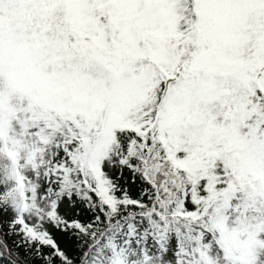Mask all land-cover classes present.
Returning a JSON list of instances; mask_svg holds the SVG:
<instances>
[{
  "label": "snow or ice",
  "instance_id": "snow-or-ice-1",
  "mask_svg": "<svg viewBox=\"0 0 264 264\" xmlns=\"http://www.w3.org/2000/svg\"><path fill=\"white\" fill-rule=\"evenodd\" d=\"M0 264H264V0H0Z\"/></svg>",
  "mask_w": 264,
  "mask_h": 264
}]
</instances>
